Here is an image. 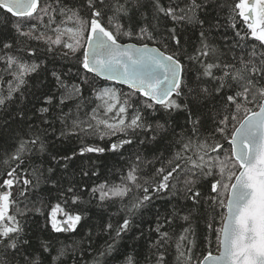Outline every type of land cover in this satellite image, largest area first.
<instances>
[{
	"label": "snow or ice",
	"instance_id": "6c2138e0",
	"mask_svg": "<svg viewBox=\"0 0 264 264\" xmlns=\"http://www.w3.org/2000/svg\"><path fill=\"white\" fill-rule=\"evenodd\" d=\"M0 11V264H264V0Z\"/></svg>",
	"mask_w": 264,
	"mask_h": 264
},
{
	"label": "trees",
	"instance_id": "16d2710c",
	"mask_svg": "<svg viewBox=\"0 0 264 264\" xmlns=\"http://www.w3.org/2000/svg\"><path fill=\"white\" fill-rule=\"evenodd\" d=\"M0 16H3V12L0 11ZM2 27V26H0ZM5 31H7L5 29ZM188 36L192 37V40L195 41L196 40V35L193 31H189L187 33ZM189 51H191V48L189 49ZM49 68L52 67V65H48ZM58 69L63 67V69L66 71L67 68L70 66L66 61H60L57 60L56 65H55ZM117 88H120L122 91L127 92L128 89L126 87L123 86H119V85H114ZM76 141L73 140L72 142H65L64 147L66 148H73L76 146ZM95 159V157H93ZM45 159H47V157H45ZM81 163L80 159H77L75 163L70 164L69 166V170L67 171L66 175H65V182H67V180L69 179H73V172H78V167L77 165H79ZM122 164V161H119L117 158L113 157L111 154H105V156L101 157L98 161H97V167L100 168L102 170V175H107L108 174V170L109 169H114V167H120V165ZM84 167H88L87 162L84 163L83 165ZM75 180H80V176L76 175L74 177ZM93 180H95V178H93ZM89 185H91V181L87 182ZM52 197H55L57 195V193L53 190L51 193ZM85 199H87V197H85ZM55 202V201H53ZM176 201L175 199L169 201L168 203L165 202V199H157L153 202V206L152 208L146 213L145 218L147 220H152L153 218V214L159 210L160 213L163 215L167 210H170L172 205L175 204ZM97 211V209L93 208L92 209V213H93V218L95 219V212ZM112 211H115V208L112 209ZM152 227H154V223L151 225ZM150 227L149 224H144L142 225L143 230L145 231V233L148 232V228ZM180 222H177L175 225H173V229L175 231L176 234L179 233L180 231ZM87 228H85L81 235H83V232H86ZM197 238H196V244H197V251H199L200 249H202L204 247V242H203V235L205 233V229H204V224L203 221H200L197 227ZM63 238V237H61ZM76 239H79V237H75ZM152 239H155V235L153 234ZM140 243V250L143 252L146 248V244L145 242L142 240L139 242ZM167 259H169L172 264H175V249L174 246L170 247L168 249V254H167Z\"/></svg>",
	"mask_w": 264,
	"mask_h": 264
},
{
	"label": "water",
	"instance_id": "95a60500",
	"mask_svg": "<svg viewBox=\"0 0 264 264\" xmlns=\"http://www.w3.org/2000/svg\"><path fill=\"white\" fill-rule=\"evenodd\" d=\"M119 86H122V85H119ZM123 87H126V86H123ZM127 88V87H126Z\"/></svg>",
	"mask_w": 264,
	"mask_h": 264
}]
</instances>
